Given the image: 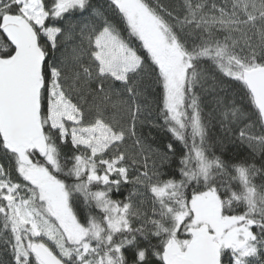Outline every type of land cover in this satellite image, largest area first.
<instances>
[{
  "label": "snow or ice",
  "instance_id": "snow-or-ice-1",
  "mask_svg": "<svg viewBox=\"0 0 264 264\" xmlns=\"http://www.w3.org/2000/svg\"><path fill=\"white\" fill-rule=\"evenodd\" d=\"M154 261L264 264V0H0V264Z\"/></svg>",
  "mask_w": 264,
  "mask_h": 264
},
{
  "label": "trees",
  "instance_id": "trees-1",
  "mask_svg": "<svg viewBox=\"0 0 264 264\" xmlns=\"http://www.w3.org/2000/svg\"><path fill=\"white\" fill-rule=\"evenodd\" d=\"M46 2L51 4L52 0H46ZM101 2H103V0H101ZM155 116H156V111H155V109H153L152 118H155ZM142 132H143L145 137L150 138V140L154 141L155 144H159L161 146L171 140V136L168 132H166L165 130L160 129V128L151 127L147 124L143 127ZM212 135L216 138L221 137L222 133H221V130H220L218 124L213 125ZM175 143L177 145H179L178 141ZM180 147H182V146H180ZM224 151L227 155H231V156L235 155V152L233 150V145L231 143L226 142ZM219 154H220V152L217 151V155H219ZM245 155H247L246 152H245ZM179 158L180 157H179V152H178L177 156L174 158V161H173V165H172L173 171H177ZM257 165L259 166V159H257ZM176 178L179 179L178 173H177ZM125 195H126V193H125ZM114 198L123 199V197L119 196V194H116V196ZM154 264H156L155 261H154Z\"/></svg>",
  "mask_w": 264,
  "mask_h": 264
}]
</instances>
